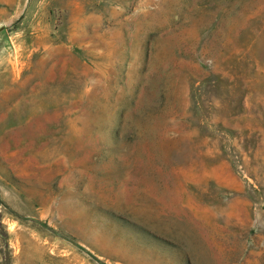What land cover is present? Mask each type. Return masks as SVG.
Returning <instances> with one entry per match:
<instances>
[{
    "label": "rangeland",
    "instance_id": "rangeland-1",
    "mask_svg": "<svg viewBox=\"0 0 264 264\" xmlns=\"http://www.w3.org/2000/svg\"><path fill=\"white\" fill-rule=\"evenodd\" d=\"M0 264H264V0H0Z\"/></svg>",
    "mask_w": 264,
    "mask_h": 264
},
{
    "label": "water",
    "instance_id": "water-1",
    "mask_svg": "<svg viewBox=\"0 0 264 264\" xmlns=\"http://www.w3.org/2000/svg\"><path fill=\"white\" fill-rule=\"evenodd\" d=\"M8 40V36L6 34V26L5 25H0V40Z\"/></svg>",
    "mask_w": 264,
    "mask_h": 264
}]
</instances>
